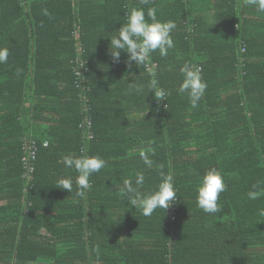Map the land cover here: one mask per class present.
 Masks as SVG:
<instances>
[{"label": "trees", "instance_id": "16d2710c", "mask_svg": "<svg viewBox=\"0 0 264 264\" xmlns=\"http://www.w3.org/2000/svg\"><path fill=\"white\" fill-rule=\"evenodd\" d=\"M133 7L177 27L166 57L129 68L110 39ZM0 48V264H264V194L247 195L264 193V13L243 0H0ZM186 62L208 85L195 109L178 92ZM82 154L107 162L85 198L63 163ZM210 169L227 186L215 214L196 203ZM137 172L144 193L170 173L172 206L132 207L121 189Z\"/></svg>", "mask_w": 264, "mask_h": 264}, {"label": "clouds", "instance_id": "9594fccd", "mask_svg": "<svg viewBox=\"0 0 264 264\" xmlns=\"http://www.w3.org/2000/svg\"><path fill=\"white\" fill-rule=\"evenodd\" d=\"M247 6H253L260 13H264V0H243ZM45 14L47 11L45 10ZM151 21V22H149ZM177 25L174 21L162 22L157 18V9L155 7L148 8L147 13L143 8L133 7L127 13L126 23L116 31L110 39L111 56L115 60H119L121 51L128 54L127 64L131 68L134 62L136 66L144 65L150 61L151 56L155 52H159L161 57H166L170 49L175 47L172 32ZM9 58V50L0 48V64H6ZM180 72L183 80L179 85L178 92L187 93L189 103L193 109L199 106V102L205 95L207 83L202 77L201 69L198 65L186 62ZM133 87V84H129ZM150 89L154 93L157 101H165L170 95L165 89L159 87V82L152 74L150 80ZM137 91H141L136 86ZM82 153L84 150H81ZM140 158L147 168L153 166V160L149 155L141 151ZM63 163L66 168H72L77 173L76 195L85 198L86 192L91 190L90 177L99 173L101 169L106 167V161L100 156H88L82 154L80 156L65 155ZM161 182L157 188L151 192L144 193L141 189L145 184V174L137 172L135 174L134 183L131 179L123 181L121 189L127 196L130 205L134 208H140L142 215L151 216L158 208L167 210L177 199L174 188L173 176L168 173H160ZM58 188L71 193L73 191V181L71 178H61L57 181ZM255 185L253 188L255 189ZM226 184L222 174L216 169L208 170L202 178L197 188L196 203L197 206L206 214H215L221 211V205L218 203L221 194L226 191ZM262 194L253 190L248 192L250 200H257ZM260 215H264V209H260Z\"/></svg>", "mask_w": 264, "mask_h": 264}, {"label": "built area", "instance_id": "2783aa9c", "mask_svg": "<svg viewBox=\"0 0 264 264\" xmlns=\"http://www.w3.org/2000/svg\"><path fill=\"white\" fill-rule=\"evenodd\" d=\"M80 75V73H79ZM92 125H91V122L89 121L88 122V128L91 129ZM92 133L91 135L89 136V138H92ZM45 146H47V144H45ZM24 151L26 152V155L25 157L23 158V161L26 162V163H30L32 160H35L37 158V151H38V148L36 146L35 143H31V142H25L24 144ZM172 206V204L170 205Z\"/></svg>", "mask_w": 264, "mask_h": 264}]
</instances>
